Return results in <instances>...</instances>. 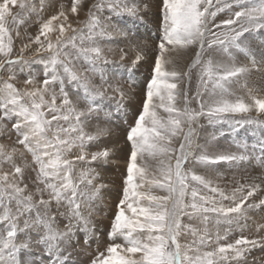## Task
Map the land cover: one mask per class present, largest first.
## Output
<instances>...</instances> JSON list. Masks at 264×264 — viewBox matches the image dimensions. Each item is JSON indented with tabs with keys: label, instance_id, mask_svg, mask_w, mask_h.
I'll return each instance as SVG.
<instances>
[{
	"label": "snow or ice",
	"instance_id": "1",
	"mask_svg": "<svg viewBox=\"0 0 264 264\" xmlns=\"http://www.w3.org/2000/svg\"><path fill=\"white\" fill-rule=\"evenodd\" d=\"M141 8L140 0H71L70 8L61 5L38 20L39 32L29 42L37 45L36 55L48 56L29 61L23 55L29 44L13 58L14 36L40 15L43 0H0V72L7 73L0 78V133L16 135L11 147L0 143V264H76L71 249L81 238L88 244L95 237L91 205L105 187L96 183L97 167L107 164L111 150L86 151L109 130L98 126L88 133L85 126L94 113L99 118L97 97L102 102L108 82L103 75L99 85L82 82L75 65L83 61L84 71L95 72L103 50L94 37L111 38L115 30L127 40L128 31L114 28L111 17L136 16ZM85 9L87 20H76L84 27L74 28L69 16ZM160 15L152 75L126 133L130 153L122 195L106 245L89 264H250L253 250L264 252V236L242 231L252 210H264V139L250 151L247 142L224 146L219 138L226 135L224 125L230 132L264 128V80L249 83L253 69H264V51L257 61L247 44L253 33L264 36V0H161ZM234 52L243 53L251 67ZM181 56H190L183 67ZM141 59L138 53L133 65ZM33 63L43 66L42 79L31 70ZM26 68L18 86V73ZM81 89L85 108L78 107ZM202 121L220 126L218 135L201 142ZM78 164L89 166L78 171ZM254 164L260 175L247 174ZM221 166H243L245 175L229 190L217 183ZM235 228L241 233L232 238ZM261 231L264 224L257 226ZM252 264H264V258L253 257Z\"/></svg>",
	"mask_w": 264,
	"mask_h": 264
},
{
	"label": "rangeland",
	"instance_id": "2",
	"mask_svg": "<svg viewBox=\"0 0 264 264\" xmlns=\"http://www.w3.org/2000/svg\"><path fill=\"white\" fill-rule=\"evenodd\" d=\"M88 2H91V0H88ZM140 3L142 8L140 13L136 16H130L124 13L120 15L113 14L111 17V24L114 28H121L128 31L129 36L127 40L121 37L115 30H113L111 38L107 36L101 37L99 35L94 37L95 42L98 43L103 50V57L96 62L95 72L84 71L87 65L83 63V61H76L75 65L76 70L82 76V82H87L93 86L99 85L101 75H103L108 82L104 85L105 96L102 102H100V98L97 97V102L101 103L102 109L99 113V118L97 119V115L94 113L87 121L85 131L88 133H94L98 126L109 130L107 135L88 144L86 151L94 152L103 150L104 148L111 150V155L106 165L100 167L91 165L92 167H97V171H99L101 176L96 183L103 184L105 187L102 189L100 198L91 205L92 218L95 221L97 229L95 237L91 238L88 244H85L83 238H81L80 243L74 249H71L73 252L71 259L75 261L76 264H89V261L92 256L95 255L97 248L99 247L100 250H103L106 245L107 232L110 229L111 221L116 211V205L122 195L123 178L126 175L128 156L130 153V145L126 140V133L129 125L133 123L137 113L142 108L146 85L151 78L155 57L158 54L157 45L161 35V0H140ZM43 4L44 10L40 15H33L25 25L20 27L21 35H19V37L14 36L13 58L21 55L20 49L24 44L29 43V48L31 47L32 49H35L37 45H35V43H30L28 40L29 36L34 38L38 34V20L47 19L51 15L56 14L61 5L65 8H70L71 0H43ZM144 4L148 6L146 9L143 8ZM86 11V9L81 11L78 17L69 16V20L72 22L74 28L79 29L84 27L83 23H76V20L79 19L81 22L87 20ZM103 15L105 17L108 16L106 12ZM220 18L227 17L222 16ZM104 23H108L107 19H105ZM58 24L59 22H54V28H58ZM56 34L58 33L53 32L49 35L54 40ZM66 34L68 33L66 32ZM256 34L255 41H257L258 44L263 45L264 43L261 40L260 33ZM41 39L43 40L44 37H41ZM69 52L73 54L74 58L75 50L70 48ZM138 53L142 55V59L133 65L132 61ZM23 55L24 59L34 61L39 60L41 57H47L48 53L42 51L39 55H36L33 50H30L27 54L24 52ZM122 55L125 56L123 60H121ZM189 60L190 56L184 65L188 63ZM31 70L39 79L43 78L42 65L33 63L31 65ZM27 71L28 69L26 68L24 75L18 73V79L15 81L18 86L21 85ZM84 77L88 78L87 81H84ZM0 78L6 79L7 73L0 72ZM194 82H196L195 75H193L192 91L195 87ZM71 88L72 86H69V93L75 101L76 95ZM117 88L124 91L125 95L123 97L119 95L118 91H114V89ZM57 103H59V99ZM78 107H87L86 102L83 99L82 89ZM202 123H204L205 128H207H204L200 133L202 138L201 142H203V137L211 136L214 132L218 135L220 126L213 129L207 125L206 121H202ZM259 129H261V127L256 125H247L244 128L239 129L238 132H230L228 126L224 125L222 130L226 135L219 138V143L228 146L234 142H247L249 144V150L251 151V145L258 144L261 139H264V128H262L263 131L260 133ZM15 141V133H11L10 135L7 133H0V143L11 147ZM233 150L235 149L233 148ZM77 152L78 150H74V154ZM257 154H259L258 148ZM27 158L30 160V155H28ZM88 166L89 165L78 164L77 170L79 171L81 167ZM253 166H255V169H258V173H251L247 168V174L253 176L260 175L262 170L259 169L258 165L254 164ZM253 166L251 167L254 168ZM5 170L10 169L5 168ZM26 175H28V173H26ZM34 175L35 174L32 173V178H34ZM220 175L221 178L217 183L222 187L227 186L230 190L233 180H239L245 175V169L243 166L239 170L229 168L228 166H221ZM28 182L31 187V180ZM85 211L87 212L88 209L86 208ZM260 224H264V210L256 208L249 214L248 225L242 230L243 235L250 238H255L258 235L264 236V231L257 232V226ZM61 227H63V225H61ZM240 233L241 229L235 228L232 238H235V236ZM81 237H83V234H81ZM253 257L257 260L264 258V252H261L259 249L253 250V253L249 257L250 264H252Z\"/></svg>",
	"mask_w": 264,
	"mask_h": 264
},
{
	"label": "bare ground",
	"instance_id": "3",
	"mask_svg": "<svg viewBox=\"0 0 264 264\" xmlns=\"http://www.w3.org/2000/svg\"><path fill=\"white\" fill-rule=\"evenodd\" d=\"M137 22V21H136ZM147 29V28H146ZM139 30V29H138ZM140 31V30H139ZM138 31V32H139ZM145 32V31H144ZM31 34V33H30ZM21 35V34H20ZM257 34L256 33H253L252 35H251V37L249 38V40L247 41V44H248V46H249V48H250V50L252 51V52H255L256 54H257V61H259V59H260V57H259V53L261 52V51H264V44L263 45H261V44H258L257 43V41H255V36H256ZM260 36H261V40L263 41V43H264V36H262L261 34H260ZM21 37V36H20ZM23 40V39H22ZM24 41V40H23ZM29 41V40H28ZM24 43H25V41H24ZM29 44V43H28ZM33 44V43H32ZM152 44V43H151ZM21 45V44H20ZM30 50H33L31 47L30 48H28L27 49V51H25V54H27V52H29ZM32 53V52H31ZM18 54H20V53H18ZM234 55L236 56V59L240 62V63H244V64H248L250 67H251V64H250V61L248 60V59H246L245 58V55L243 54V53H239V52H234ZM15 56V55H14ZM188 57L189 56H181L180 57V59H179V63H180V65L183 67V65H184V63L187 61V59H188ZM89 75V74H88ZM262 80H264V69H261L260 71H257L256 69H253V71H252V73L250 74V78H249V83H250V85L251 84H257V85H259L260 84V82L262 81ZM195 83V86H196V82H194ZM193 88V87H192ZM195 91V87H194V90H193V92ZM261 95H264V92H262V93H260ZM132 97V96H131ZM104 107V106H103ZM255 113H253V115H254ZM263 119H264V117H262ZM253 126H255V125H253ZM207 128V127H206ZM205 128V129H206ZM248 129V128H247ZM252 129H253V127H252ZM260 131H259V133L261 132V131H263V129L261 128V129H259ZM254 168H252V167H248V171H250L251 173L253 172V173H255V172H257L258 173V169H255V166H253ZM259 167V166H258ZM260 169V168H259ZM261 173V172H260ZM229 174V173H228ZM256 214V213H255ZM252 217V216H251ZM81 259V258H80Z\"/></svg>",
	"mask_w": 264,
	"mask_h": 264
}]
</instances>
